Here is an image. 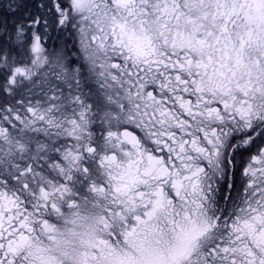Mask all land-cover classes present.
<instances>
[{
	"label": "snow or ice",
	"instance_id": "obj_1",
	"mask_svg": "<svg viewBox=\"0 0 264 264\" xmlns=\"http://www.w3.org/2000/svg\"><path fill=\"white\" fill-rule=\"evenodd\" d=\"M0 264H264V0H0Z\"/></svg>",
	"mask_w": 264,
	"mask_h": 264
}]
</instances>
